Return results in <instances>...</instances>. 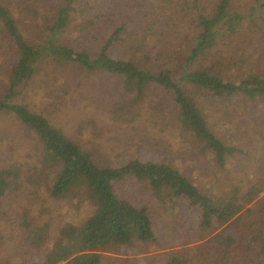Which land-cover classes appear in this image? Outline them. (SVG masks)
<instances>
[{"label": "rangeland", "instance_id": "rangeland-1", "mask_svg": "<svg viewBox=\"0 0 264 264\" xmlns=\"http://www.w3.org/2000/svg\"><path fill=\"white\" fill-rule=\"evenodd\" d=\"M0 1L11 9L24 37L32 44H38L42 39L43 18L51 14L52 1ZM81 1L83 3L78 4L72 13L61 41L85 49L90 47L93 35L96 38L103 36L102 29L108 27L102 24L103 14L110 18V10L102 5L91 9L92 5H86L87 0ZM216 2L103 0L107 8L121 11L120 16L129 12L138 23V39L124 44L117 42L115 55H125L141 67L164 69L177 77L186 54L195 43L199 30L198 15L210 16ZM250 5L251 0H231L229 10L246 12ZM9 41L0 26V89L7 83L2 62L16 58ZM147 51L149 58L145 59L143 53ZM191 65L192 68L202 67L216 72L226 81L238 82L250 73L264 77V9L252 20L245 16L233 34L227 35L220 43L218 41L204 57ZM75 68L68 64L55 67L44 61L20 100L90 151L93 159L101 165L121 164L137 157L164 161L187 175L200 191L208 195L222 194L232 185L243 192L251 184L264 180L262 98L214 96L182 84L209 128L226 144L238 146L245 152L228 161V166L220 170L210 153L202 151L201 145L182 128L177 118L178 109L171 108L172 101L168 95L148 88L144 98L137 105L132 104V91L124 88L121 77L98 72L85 74L83 71L76 77ZM116 101L123 102L122 108H111ZM115 110L119 116H114ZM40 149L32 133L21 127L12 116L0 115V168L19 161L29 172L39 157ZM25 178H22L17 191L10 192L9 196H13L14 201L7 202L9 196L2 201L0 260L4 258L10 264H21L20 242L26 234V227L20 223L22 212H29L36 225L47 227L50 236L47 248L62 225L79 223L91 213L92 206L87 203L85 191L80 186L74 187L65 197H53L45 183L36 185ZM123 185L133 203L148 205L159 243L121 246L106 254V264H163L170 253L179 255L183 264H251L254 260L258 246L252 238L260 228V203L264 200V191L243 207L238 222L228 226V232L235 236L236 241L229 254L224 256L216 249H204L206 240L223 226L216 231L200 233L198 220L183 202H177L173 207L166 205L154 199L132 178ZM247 208L250 211L246 213ZM197 247H201L202 252L196 251Z\"/></svg>", "mask_w": 264, "mask_h": 264}, {"label": "trees", "instance_id": "trees-1", "mask_svg": "<svg viewBox=\"0 0 264 264\" xmlns=\"http://www.w3.org/2000/svg\"><path fill=\"white\" fill-rule=\"evenodd\" d=\"M51 1V14L43 18L40 29L42 39L38 44H32L24 37L11 9L0 1V26L16 53L14 60L2 62L7 83L0 89V115L12 116L21 127L32 133L41 146L39 157L29 172L19 161L0 168V216L4 211L2 201L8 198L11 191L18 190L24 176L33 184L45 183L53 197H65L74 187L80 186L92 207L90 215L83 221L62 225L49 248L46 247L50 240L47 227L36 225L29 212H22L20 223L26 227V234L20 242L21 264H106V254L115 252L121 246L159 243L148 205H136L125 192L123 184L128 178L145 187L154 199L166 205L173 207V204L183 202L198 220L200 233L204 230L216 231L223 226L206 240L204 249H216L224 256L229 254L236 238L228 232V226L238 222L243 207L264 191L263 179L256 180L243 192L232 185L222 194L208 195L200 191L187 175L164 161L137 157L121 164L101 165L93 159L90 151L54 126L46 116L29 109L20 98L31 86L44 61L55 67L63 64L74 66L76 77L82 71L85 74L98 72L121 77L124 88L132 91V104L137 105L148 88L168 95L172 101L171 108L178 109L177 118L182 128L201 145L202 151L210 153L217 168L224 170L228 161L245 152L238 146L226 144L209 128L182 84L214 96H243L250 100L260 97L264 100V77L250 73L241 81H226L216 72L202 67L192 68L191 65L196 59L204 57L218 41L220 43L227 35L233 34L245 16H250L252 20L260 14L264 9V0H251L246 12L230 11L231 0H217L210 16L198 15L199 30L195 43L186 54L177 77L164 69L141 67L125 55H115L117 42L124 44L138 39V23L129 12L120 16L121 11L107 8L103 0H87L86 5H92L91 9L102 5L110 10V18L103 14L102 24L108 26L102 27L103 36L96 38L93 35L90 47L80 49L62 42L61 35L69 26L77 5L83 2ZM93 40L96 42L93 43ZM143 57L149 58L148 51L143 53ZM114 104L111 108H122L123 102L116 101ZM113 114L120 115L118 110ZM12 200L13 196H9L7 202ZM260 204V228L252 238L258 251L251 264H264V200ZM249 211L247 208L246 213ZM196 251L202 252L201 247H197ZM0 264L10 263L2 258ZM163 264H183V261L176 253H170Z\"/></svg>", "mask_w": 264, "mask_h": 264}]
</instances>
